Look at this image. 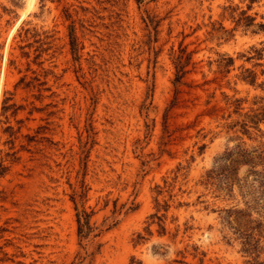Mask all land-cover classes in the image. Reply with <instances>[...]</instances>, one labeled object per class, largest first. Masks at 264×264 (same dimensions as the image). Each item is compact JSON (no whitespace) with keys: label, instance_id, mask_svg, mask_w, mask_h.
I'll return each instance as SVG.
<instances>
[{"label":"rangeland","instance_id":"obj_1","mask_svg":"<svg viewBox=\"0 0 264 264\" xmlns=\"http://www.w3.org/2000/svg\"><path fill=\"white\" fill-rule=\"evenodd\" d=\"M241 10L264 23V0H0V264H75L80 178L96 224L133 207L89 264H264V121L233 110L264 97V32Z\"/></svg>","mask_w":264,"mask_h":264},{"label":"trees","instance_id":"obj_2","mask_svg":"<svg viewBox=\"0 0 264 264\" xmlns=\"http://www.w3.org/2000/svg\"><path fill=\"white\" fill-rule=\"evenodd\" d=\"M253 1V0H250ZM227 7V6H226ZM64 15L67 19H69L68 23V42L70 45V53L73 57V59L78 60L79 58V46H78V38L76 35L75 30V21L71 18V14L64 9ZM240 23L244 26V28H251L250 30L252 32L256 31H263L264 32V23L263 22H255L254 17L248 14H245V10H241L239 12V18L236 19V24ZM210 30L209 33L213 37H224L228 38L230 35H232L231 29H226L223 27V25H216L215 21L209 22ZM180 56H177L175 59V66H176V72L173 78V84L175 87V91L177 90V87L182 83V68H183V61H181ZM232 58L227 55L226 52H223L219 54V57L216 58L217 67L220 70L221 67L227 66L232 62ZM24 77H21L19 80H23ZM26 85H34L33 79L27 81L25 83ZM9 97L4 96L2 98V105H1V112L6 113L8 110H11V113H15L17 110V107L15 106V103H7ZM173 102V99L170 101L168 106L165 110V115L167 114V111L169 107L171 106ZM257 104L260 102L259 106L250 110L246 111H237V107H234L233 110H236L237 112V118L235 119V123L240 125V129L244 133H250V128H258L259 123L264 121V97L261 96L260 99L257 101ZM147 128H149V124H147ZM149 132V129H147ZM245 161V160H244ZM7 165H4L1 163L0 158V168L6 169ZM83 188H84V182L83 179H78L75 185L73 186V191L71 194V200L74 204V210H75V220H76V233L78 237V244H79V250L77 251L75 255V264H89L91 261V256L93 254L92 247L94 245V238L95 236L102 230V226L104 225L105 228H111L114 225L117 224L118 219L116 218L118 213H124L128 209H131L133 207L126 206V203H122L119 208L114 207L111 210V213L107 215L100 224H96L95 221H91L92 214L94 213L93 209H88L84 205L83 201ZM161 209L160 203L157 201L155 210L150 214L152 218L156 217L158 219L159 223V233L163 234L166 232V226L164 225V213L159 214L158 211ZM149 228V227H148ZM128 264H143V261L138 258L135 254H132L129 257Z\"/></svg>","mask_w":264,"mask_h":264}]
</instances>
